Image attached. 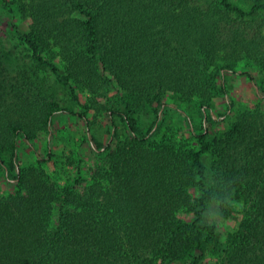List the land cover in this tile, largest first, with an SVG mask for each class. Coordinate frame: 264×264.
Listing matches in <instances>:
<instances>
[{
    "label": "trees",
    "instance_id": "1",
    "mask_svg": "<svg viewBox=\"0 0 264 264\" xmlns=\"http://www.w3.org/2000/svg\"><path fill=\"white\" fill-rule=\"evenodd\" d=\"M243 1L249 8L234 0H0L9 18L30 21L27 31L12 26L35 65L81 107L62 108L47 80L0 49V170L18 188L0 195V264H264L262 92L261 103L211 135L234 105L227 75L254 80L231 63L250 56L264 65V0ZM219 58L227 62L220 68ZM112 89L119 100L102 105ZM217 96L226 99L223 114L213 110ZM181 103L198 106L199 127ZM92 110L109 117L111 141L91 132ZM173 110L198 149L166 126ZM63 111L85 122L94 165L54 159L50 146L34 147L36 164L23 162L20 139L33 147L47 132L52 142ZM143 111L153 116L147 130ZM232 202L241 204L239 224L223 241L208 212L218 204L227 215Z\"/></svg>",
    "mask_w": 264,
    "mask_h": 264
},
{
    "label": "rangeland",
    "instance_id": "2",
    "mask_svg": "<svg viewBox=\"0 0 264 264\" xmlns=\"http://www.w3.org/2000/svg\"><path fill=\"white\" fill-rule=\"evenodd\" d=\"M234 2L242 7L249 8V5L243 0H234ZM12 22L18 23L23 31L29 30L30 21L27 18L22 17L20 14H17L13 19L9 18L5 14L0 3V49L5 53L11 52L13 56L17 57L15 65L29 66L36 72L40 79L44 78L47 80L46 86H48L49 90L55 94V97L62 108L70 111H80L81 107L74 100L69 88L58 83L54 77H52L49 70L35 65L31 59V51L23 44L19 36L15 34ZM262 34H264V28L262 29ZM55 61L59 62L58 57ZM226 64V61L219 58L216 66L220 68ZM231 65L238 70H248L252 72L254 80H250L246 75H240L233 72H230L227 75V84L229 85L230 95L234 100V105L232 111L227 117L224 119H216L213 123L211 126L212 136L227 128L239 112L257 103H261L259 90L264 95V65L262 64V61H259L257 58L246 56L231 63ZM77 92L80 95L82 102L88 101L89 95L85 90L78 88ZM108 98L110 101L104 98L100 101L101 104L106 106L117 102L119 100V94H117L115 89H112L108 94ZM174 100L175 99L173 98H168L169 102H173ZM181 105L191 114L194 124L199 127L204 120L198 106L195 103H181ZM226 109V99L223 96H217L214 100L213 107L215 113L223 114ZM89 116L92 121L91 132L96 139L103 143L111 141L113 138L110 135L111 127L109 117L103 111L96 113V110H92ZM152 120L153 116L151 114L145 111L142 112L141 123L144 130L149 128ZM118 124L120 132H126L125 124L121 119H118ZM166 126L169 127L170 132L174 134L176 140L191 144L196 149L199 148L190 132L189 126L179 111L173 110L169 113ZM166 126L165 128H167ZM86 134H88V129L85 126V122L79 119L78 116L63 111L55 117L53 130L54 137L52 142H50L51 133L47 132H42L39 135L35 140L33 147L25 140L20 139L19 148L21 160L27 164H36L38 154L34 150V147L40 152L45 153L47 147L50 146L56 156L54 159L71 156L76 161L83 160L86 168H90L95 163V155L91 150L90 142L85 139ZM211 162L212 158L207 154L205 156V164L209 175H211ZM47 168H51V170H60V167H54L50 163L47 165ZM85 171V176H89L88 170ZM56 176L58 177V174ZM17 189V183L14 179L9 177V174H5L0 170V195L8 196L14 194L17 192ZM192 193L194 196L199 195V192L193 190ZM232 206L234 211H231L227 215L224 213L221 214L218 204H213L208 212V221L217 223L219 236L223 241L227 239L228 235L233 232L239 224L238 212L241 209V204L238 202H232ZM182 216L187 217L185 214Z\"/></svg>",
    "mask_w": 264,
    "mask_h": 264
}]
</instances>
